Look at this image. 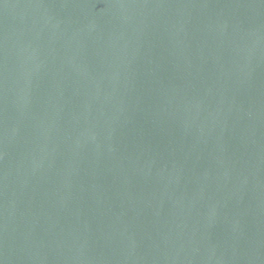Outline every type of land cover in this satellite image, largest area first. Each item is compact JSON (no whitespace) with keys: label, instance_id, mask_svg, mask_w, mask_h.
Instances as JSON below:
<instances>
[{"label":"water","instance_id":"obj_1","mask_svg":"<svg viewBox=\"0 0 264 264\" xmlns=\"http://www.w3.org/2000/svg\"><path fill=\"white\" fill-rule=\"evenodd\" d=\"M0 264H264V0H0Z\"/></svg>","mask_w":264,"mask_h":264}]
</instances>
